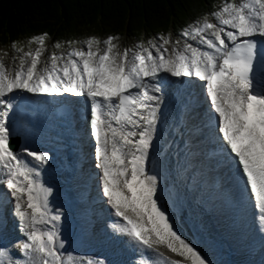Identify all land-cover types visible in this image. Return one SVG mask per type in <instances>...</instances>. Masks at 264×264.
I'll use <instances>...</instances> for the list:
<instances>
[{"label":"snow or ice","instance_id":"1","mask_svg":"<svg viewBox=\"0 0 264 264\" xmlns=\"http://www.w3.org/2000/svg\"><path fill=\"white\" fill-rule=\"evenodd\" d=\"M210 15L215 23L202 16L183 30L195 45L185 41L181 46L180 40L161 35L162 44L152 40L121 50L114 43L118 37H90L76 42L80 48L43 59L49 35L43 33L29 41L38 44L35 50L24 52L13 42L11 47L23 55H13L11 64L4 62L8 53L0 52V183L14 199L15 216L27 237L22 249L28 264H63V242L56 230L37 227L60 220V214L49 216L52 190L33 178L49 156L25 150L37 165L32 168L10 147L7 118L14 105L6 97L18 90L87 98L102 192L126 222L120 231L156 251L165 264H205L158 205L157 177L146 172L161 73L198 78L205 82L223 146L236 161L255 207L264 213V91L255 88L252 76L256 38L264 41V0H224ZM54 46L62 47L59 42ZM4 223L0 220V226ZM158 246L181 259H171ZM0 256L7 257V251L0 249Z\"/></svg>","mask_w":264,"mask_h":264},{"label":"rangeland","instance_id":"2","mask_svg":"<svg viewBox=\"0 0 264 264\" xmlns=\"http://www.w3.org/2000/svg\"><path fill=\"white\" fill-rule=\"evenodd\" d=\"M223 2L224 0H217L215 4L216 5L215 8L217 9L218 6H220ZM207 13L209 19H212V22L215 23L216 21L210 15L212 12L207 11ZM113 35L119 38L118 40L114 41V43H117L121 50H123L124 48L134 49L135 46L139 44H143L147 46L148 42L152 40H155L156 42L162 44V41H159L160 36L156 38L155 35L153 34L149 35L148 37H143V39L141 40L129 39L128 37L122 36L120 34L119 35L113 34ZM109 36L111 35L101 34L97 31L91 34L90 33L85 34L84 36L83 35L79 36L77 39L69 40V41H65V40L61 41L48 36L45 39V48L47 49V51L44 52L43 59L49 57L50 54L53 52L59 55L61 53H66L73 48L82 47L83 45L81 43H76L78 41H83L90 37H97L100 38L101 40H105ZM164 36H169V35H164ZM31 38L32 37L24 38L21 42H17L16 43L17 49L22 48L24 52H27L30 49L35 50L38 47V44L29 43ZM170 38L173 42H175L176 40H180L181 46L185 41H187L188 43H193L194 45L197 43L195 41H192L190 37H184L182 33L180 34L173 33L172 35H170ZM57 42H59L62 45L61 48H56L54 46ZM69 42L72 43L69 44ZM101 46L103 47V45ZM0 52L8 53V55L4 57V62L6 64H11L13 55L17 57L23 55L22 52L13 49L11 46H3L1 44H0ZM157 125L159 126V124ZM159 146L160 145L158 141L155 139V142L151 146L150 151L153 153L154 156H156L157 160L152 161L154 164L152 163L153 165L149 167L148 174L155 175L157 177L156 199L158 205L168 215L173 225V228L186 242H188L199 253V255L204 259L205 264H239L238 263L239 260L235 259L238 256V254L235 255L234 257H231L230 254L232 250L230 246L226 242H224L223 233L220 232L221 234H219L215 230L214 228L216 227L214 225L215 221L209 222L208 216L213 212H211L212 209L210 208V204L206 196L202 192L198 196L197 192H199L201 188L200 189L195 188L196 190L194 189L192 192H190L188 183H185L177 179L178 177L176 175L181 176L182 173L175 175L176 169L179 165L176 166L178 162L173 158L172 150H167L164 154L163 152L159 154ZM148 164L149 162L147 161L146 172L148 171ZM96 165L98 164L96 163ZM173 165L174 167H172ZM180 171L183 172L185 170L183 167H181ZM183 174L185 175V173ZM101 176L99 178H101ZM3 186L6 187L5 185ZM44 186L52 190L51 194L48 197L49 216L59 213L65 214L67 210L71 212L70 214H76V210L78 208H76V204L72 199L74 198V194L72 193V190L69 188V185L60 186V185H53L52 183H48V184H44ZM93 187L96 188V186ZM7 193L9 195V198H12L10 197L11 196L10 190L7 189ZM201 197H203V199H206L205 202L198 200ZM69 199L70 202L68 204ZM194 199H196L198 202ZM103 201L109 203L108 198L106 196H105V200ZM199 202H203V203H199ZM14 203H15L14 199L12 198L9 204L11 207V213L15 221L13 226L16 229L18 228L17 230L21 229L24 236L16 237L14 236V234L9 235L7 234L8 232L6 231V229H3V226H0V249H4L7 251V257L0 256V261H3L4 264H28V257L25 255V252L22 249V244L24 242H27V237L24 234L23 229L20 227V221H18L19 220L18 217L15 216ZM205 203L209 205L206 208H205ZM230 205L231 204L225 206V208L219 209L218 212L220 215L219 217H226V216L229 217L230 209H231ZM98 207L102 208L103 204H100ZM105 208L107 209L109 208V211L106 212V215H108L109 217H106V221H102V222L101 221L93 222L91 220L92 225L90 228L94 229L95 232L94 237L97 236L96 233L98 234L100 227L107 231H110L112 233L111 235H108L106 237L105 235L104 236L99 235L98 238L105 237L104 239L113 240V242H115L114 240H118V242L120 243L114 246H112V242L110 241L105 243L106 248L102 246L103 245L102 243L93 245L91 243L93 242V239L91 237V234H89V231L87 230L86 226L82 227L80 223H77L76 220H73L71 217L68 216H66V218L60 216L59 221H51L46 225H42L43 229L56 230L58 232L59 240L63 242V247L59 249L60 253L62 254L63 264H120L119 260L122 258L123 255H125L128 258V260H130L129 263L125 262V264H134L132 263V261L134 262L140 261L142 262V264H165L163 258L158 256L156 251L146 248L145 246L132 240L131 237L120 231V228L123 224L122 222H120V220L116 219V215L114 214V209L112 208L110 209L109 205L106 206ZM207 210L210 212H208ZM228 219L230 221V217ZM115 220L119 221V223L117 224ZM178 224L181 225V227H184L185 230H180L181 228L179 227L180 228L179 229L177 227ZM54 225L56 226L55 229L53 228ZM69 225H71L70 229L65 228L66 226ZM261 225L263 228H261L259 225H257L256 228H261L262 230H264V224L261 223ZM110 226H113L114 229L113 230L110 229L109 228ZM251 227H249V231H252ZM256 228H253V230L255 231ZM185 231L189 233L191 239L186 236ZM207 237L210 240H208ZM234 241H237V239L234 238ZM107 248L116 251V253L113 254L111 253V251L108 252ZM240 248H244V247L240 246ZM258 249L259 251L256 252V253L259 252L257 255L258 263H254V264H264V245H261L260 247H258ZM159 251L163 252L160 249ZM164 253L167 256H169L171 259H173L174 257L176 259L175 254L172 253L169 254L168 252H164ZM240 253L242 255L241 258H243V260H246L249 257V255H252V253H249V249L247 250L241 249ZM179 259L181 258L178 257L177 260ZM111 260H113L114 262H110ZM184 264H191V261L186 260Z\"/></svg>","mask_w":264,"mask_h":264},{"label":"trees","instance_id":"3","mask_svg":"<svg viewBox=\"0 0 264 264\" xmlns=\"http://www.w3.org/2000/svg\"><path fill=\"white\" fill-rule=\"evenodd\" d=\"M216 1L0 0V44L11 46L43 33L61 41L96 31L137 40L180 34L213 12Z\"/></svg>","mask_w":264,"mask_h":264},{"label":"bare ground","instance_id":"4","mask_svg":"<svg viewBox=\"0 0 264 264\" xmlns=\"http://www.w3.org/2000/svg\"><path fill=\"white\" fill-rule=\"evenodd\" d=\"M174 78H176V82H178V83H180L181 80H184V78L195 79V77H174ZM196 79L199 81V83H204V81H201L198 78H196ZM253 83H254L255 88L258 91H262V89H264V74H261L259 77H257L256 79H254L253 80ZM30 94L35 95L37 93H30ZM42 95H47V94H42ZM197 96H199V93L197 94ZM171 105H173V104H171ZM159 109L160 108H158V111H159ZM175 112H176V109L175 108H172V112L168 114V117H172L174 119L175 118L174 117ZM207 115H209V112H207ZM213 115H214V113H213ZM213 115H212V113L210 114L211 117H214ZM166 117L167 116L165 115L163 120H165ZM190 117L192 119V113H191ZM197 118L198 119H204V116L199 115ZM169 120H170V118H169ZM169 124H170V122L167 125H169ZM191 126L193 128L192 129L193 131H195L196 129H198V127L196 126V124H193ZM171 128L172 129H176L178 135L181 134L180 133V128L176 124L173 125ZM166 130H167V134L165 136L161 137L159 133H154V136L158 137L163 143H168L169 145L172 146L170 150H172V154H173V156L175 157V159L178 162V163L176 162L177 163L176 166H178L180 162H182V163L183 162H186V164H187L188 167L185 170L188 171L191 175L194 176V179L196 180L197 185L200 186L201 184H204V188L203 189L205 191H210V189H209L210 186L207 185V182L203 179V176L201 175L202 170H200L198 168V167L203 168V165L202 166L199 165V161H203L205 163L208 160V158H209V155H206L208 153L203 148V145H202L203 142L202 141H199L200 138H197L196 140L193 141L194 137L189 136V139L188 138H182V139H180L179 143H177L176 146H175L173 142H174V140H175L176 137H171L170 130L168 128ZM211 130L212 131H217V126L216 125H213L211 127ZM217 135H218L217 133H213V134H211V137L212 138L215 137L217 139V141L220 142V140L218 139V136ZM96 147H97V141L95 140V138H91L90 141L88 142V144L85 146V149L89 153V156H90L91 153H93V155L96 157ZM12 150L18 155V157L20 159H22L25 163H27V165L29 167L37 168V165L34 162L33 158L27 155V151L41 152L40 150L34 148V142L32 140H29V143H26L25 142L23 145H21L19 147L13 146L12 147ZM25 150H27V151H25ZM49 152H51V153H49ZM43 153H46L49 156V160H48L47 166H48V168H50V170H48L47 172L41 173L43 166L40 165L37 168V170L41 174L38 177L35 176V174H34L33 175V178L34 179L39 180L42 177H48L50 174H52L53 177H55V172H56V167H54L55 165L57 167L61 168V169L66 168V171L62 175L60 174V172L58 173V174L61 175V177L63 179L62 182L59 183V185H62L63 186L64 185V182H67L68 179L73 178L71 174L74 173L75 171L72 170V168L69 166L70 165L69 162H68V161H70L69 158H67L66 165H64L62 163L60 164V161H61L62 157L59 158L58 156H56L53 153V149L52 148L49 149L48 152L47 151H44ZM69 153H71V152H69ZM185 153H186V155H185ZM230 156L232 157L231 154H230ZM153 160L155 161L154 158H153ZM96 163L97 162H95L94 160L93 161L87 160V163H86V171H89L88 172L89 174H94L93 172L96 173L97 170L99 169L96 166ZM197 165H198V167H197ZM181 167H183V166H178L177 167L178 170L176 169L175 175L182 173L181 176H178V175H176V176L179 177L181 180H185L186 177L183 174V173H185V171H183V172L180 171ZM98 172L100 174H102L101 170H98ZM236 173L238 175H241L238 167L236 169ZM80 179H81V176L79 174L78 176H75V179L71 183V185L73 186V190H74V194H75L74 197L76 199L75 200L76 202L78 200H81V198L86 197V196L83 195L84 194V190H82V186L80 184ZM54 180H55V182H57V180L55 178H54ZM197 185H195V188L200 189ZM101 186H102V184H101ZM213 196L215 197V194H212V197ZM10 197H12V196H10ZM78 197H80V198H78ZM226 197H227L228 202L230 203V200L231 199H230L229 194L227 192H226ZM11 200H12V198H9V195L7 193V188L4 187L2 185V183H0V201H1L0 202V214H1V217H0L1 219L0 220L5 221L4 227L5 226H8L11 229V231H8L9 235L16 233V234H18V237H19L20 236L19 233H22L23 234V232L21 231V229L17 230L18 228L16 229L13 226V224H14L15 221H14V217H13V215L11 213V207H10V204H9ZM198 200L205 201L206 199H203V197H201ZM101 204H103V207H102L101 210L102 211H105V213L109 211V208L108 209L105 208L106 206L109 205L110 206V209L112 208L110 203H107V202H105L103 200L101 201ZM209 204H210V208L212 209L211 212H214L215 215L217 214L216 216H214V219H215V217H218V220L217 221L214 220L215 221V224L214 225L217 228L221 229V231H223L228 237H230L234 241L235 236L236 237H238V236H237L236 233L232 232V230L228 227L229 223H233V222L229 221V219H228L229 217H227V216L226 217H219L220 215L218 213L219 212V209L225 208V206H228L229 204L228 203H224V202H222V201H220L218 199H213V201L210 202ZM82 206H83V204H80L78 206L80 210H81ZM233 215H235V213H233ZM255 215H264V213H261V212H259V210H256L254 216ZM87 216H88V210L86 209V204H85L83 206L82 210H81V213H78L77 214V222H83L84 221V225H86L87 230L89 231V233H91V237L93 239V242L98 241L99 243H106V240H104V238L106 236L112 234L110 231H107V230H105V229H103V228L100 227V230H99L98 234L96 233L97 236L94 237V234H95L94 229L90 228L91 225H92L91 220L93 222L94 221H101V222L102 221H105V219L102 218V216H104V215H102L101 213L100 214L99 213L98 214L92 213L91 215H89V217H87ZM105 217H109V216L106 215ZM231 220H234V219L231 218ZM263 224H264V222H263ZM257 225H259V224L256 223V227H257ZM37 227H39V225H37ZM237 227H239V226H237ZM256 229L258 231H261V228H256ZM99 235H102V236L105 235V237H99L98 238ZM260 237H262V233H260ZM263 237H264V235H263ZM239 239H240V237H239ZM244 239L246 240V237H244ZM234 242H237V241H234ZM252 244H255V246H257L259 244V241H257L256 239H254L251 242V245ZM240 246L245 247L246 246V242L243 241L240 244ZM260 246L261 245H258L257 246L256 252L259 251L258 247H260ZM127 248H129V247H127ZM158 248L160 250H162L163 252H168L170 254V252L166 249V247H164V246H158ZM107 250H108V252L111 251V253H113V254L116 253V251L110 250L109 248H107ZM173 259H175V257ZM177 259H178V257L176 256V259L175 260H177ZM129 261L130 260H128V258L125 255H123L122 258L120 259V264H125V262L129 263ZM251 262L258 263L257 256H256V258L255 257L252 258ZM132 263H134V264H138V263L139 264H142V262H140V261H137V262L132 261Z\"/></svg>","mask_w":264,"mask_h":264}]
</instances>
